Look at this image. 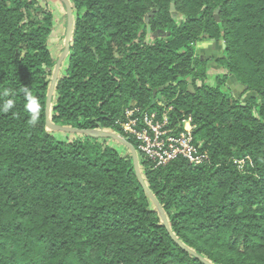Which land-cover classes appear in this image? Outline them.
<instances>
[{"label": "trees", "instance_id": "trees-1", "mask_svg": "<svg viewBox=\"0 0 264 264\" xmlns=\"http://www.w3.org/2000/svg\"><path fill=\"white\" fill-rule=\"evenodd\" d=\"M68 1L73 31L50 121L123 135L132 106L171 107L177 130L189 118L208 160L153 168L136 150L147 188L172 234L200 258L264 264V0ZM53 27L36 0H0V92L16 93L7 97L16 116L0 113V264H206L173 240L128 149L47 128ZM203 38L224 42L216 61L226 73L214 84L196 54ZM230 78L249 96L236 97ZM24 87L39 102L35 125Z\"/></svg>", "mask_w": 264, "mask_h": 264}, {"label": "built area", "instance_id": "built-area-1", "mask_svg": "<svg viewBox=\"0 0 264 264\" xmlns=\"http://www.w3.org/2000/svg\"><path fill=\"white\" fill-rule=\"evenodd\" d=\"M169 108L161 111L141 110L132 106L125 110L124 120L119 123L127 142L130 139L135 150L148 159L153 168L166 165L177 158L186 160L189 166L195 167L205 163L207 155L200 152L201 143H194L190 119L183 120L181 130L172 127L169 122ZM117 134V133H116ZM239 168L242 160H235Z\"/></svg>", "mask_w": 264, "mask_h": 264}, {"label": "rangeland", "instance_id": "rangeland-1", "mask_svg": "<svg viewBox=\"0 0 264 264\" xmlns=\"http://www.w3.org/2000/svg\"><path fill=\"white\" fill-rule=\"evenodd\" d=\"M36 1L40 6L47 8L52 14L54 27L47 39V45L52 58L55 61H57L64 48V38L68 30L69 23L71 25L70 31L71 32L73 31L74 14L72 13L71 20L68 21L65 7L59 0H36ZM173 12L175 11L173 10ZM80 13H82V11H80ZM174 17L178 18V14L175 13ZM151 37L152 36L150 35L148 39H150ZM195 47H196V54L206 62L205 81L209 84H214L215 79L218 76H221L226 73L224 68H222L216 61L218 58L221 57L223 53L224 42L211 41L207 38H203L195 44ZM65 67H66V61L63 62L61 66V70H60L61 73L64 72ZM228 83L230 88L232 89L233 94L236 97L242 95V99H245L246 97L249 96L250 93L245 92L244 91L245 88L242 85H240L235 79L230 78ZM56 138L60 139V138H64V136H60V134H57ZM108 144L114 149H116L119 154L122 155L126 153L127 149L122 144L116 142L115 140L113 139L109 140Z\"/></svg>", "mask_w": 264, "mask_h": 264}, {"label": "water", "instance_id": "water-1", "mask_svg": "<svg viewBox=\"0 0 264 264\" xmlns=\"http://www.w3.org/2000/svg\"><path fill=\"white\" fill-rule=\"evenodd\" d=\"M65 7V11H66V16L68 18V21L71 20L72 17V9H71V5L69 3L68 0H60ZM170 10L173 12L174 10V6L173 4H171L170 6ZM149 16H151V12H149L146 17L144 18V21L146 24H148L149 21ZM70 23L68 24V30L65 34V38H64V48L63 51L60 55V57L58 58V60L55 63L54 69H53V73H52V77H51V83L47 92V96H46V105H45V118H46V126L48 129L52 130V131H66V132H80V133H85L94 137H109L113 140H115L116 142L122 144L126 149H128L131 153L132 156V162H133V166H134V170L137 176V179L139 181V183L141 184L142 188L144 189V191L147 193V195L151 198V200L154 202V204L157 206L158 211L160 213L161 216V220L162 223L165 225L167 231L169 232V234L171 235V237L173 238V240L180 245L183 249H185L187 252L197 256L198 258H200L198 255L195 254V252L191 249H189L187 246H185L184 244H182L171 232L170 230V226L168 223V220L161 208V206L158 204L157 200L154 198V196L152 195V193L149 191V189L147 188L141 173H140V169H139V163H138V156H137V152L135 150V148L133 147V145H131L129 142H127L124 138H122L121 136H119L118 134H116L115 132L112 131H101V130H78L75 128H71V127H64V126H57L54 125L50 119H49V113H50V107H51V103H52V99H53V95H54V88L60 73V69L61 66L70 50V41H71V35L72 32L70 31ZM148 30H150L148 28ZM153 95H155V91L153 92ZM204 263L206 264H211L210 262H208L205 259L200 258Z\"/></svg>", "mask_w": 264, "mask_h": 264}, {"label": "clouds", "instance_id": "clouds-1", "mask_svg": "<svg viewBox=\"0 0 264 264\" xmlns=\"http://www.w3.org/2000/svg\"><path fill=\"white\" fill-rule=\"evenodd\" d=\"M22 94L24 98V111L29 117L30 124L35 125L40 114L39 102L35 96L31 95L27 87L22 89ZM13 95H16V93L7 88L3 92H0V113L12 112V115L16 116V113L12 111L15 108L16 102L11 98H7Z\"/></svg>", "mask_w": 264, "mask_h": 264}]
</instances>
